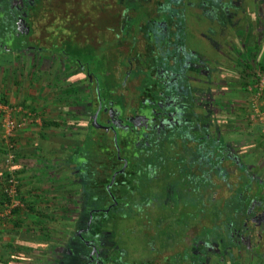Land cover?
<instances>
[{"label": "flooded vegetation", "instance_id": "flooded-vegetation-1", "mask_svg": "<svg viewBox=\"0 0 264 264\" xmlns=\"http://www.w3.org/2000/svg\"><path fill=\"white\" fill-rule=\"evenodd\" d=\"M26 1L0 0V54L51 51L79 112L60 161L78 211L40 263L264 264L263 159L248 163L251 151L226 140L216 164L236 130L222 100L237 102L233 75L251 61L253 31L264 43V0H88L99 6L83 35L52 43L30 33ZM247 176L248 214L216 231L203 204Z\"/></svg>", "mask_w": 264, "mask_h": 264}, {"label": "rangeland", "instance_id": "rangeland-1", "mask_svg": "<svg viewBox=\"0 0 264 264\" xmlns=\"http://www.w3.org/2000/svg\"><path fill=\"white\" fill-rule=\"evenodd\" d=\"M73 23L70 24V26L73 27ZM41 30H39L38 34L39 36L45 41L48 42H57V37H52L51 30H47L49 34L44 30L45 23L40 25ZM50 37L48 38V36ZM83 35V33H79V36ZM12 45V44H11ZM53 50L52 48H50ZM52 52H44V53H36V52H22L21 54H15L16 62L12 67H8L6 69H1L0 74L5 73V80L9 78V76L14 77L13 81H17L14 86L18 87V91H20V87L22 85L28 86L29 89H32V91L37 90V92L43 94V90L45 89H54L53 91L60 95V100L58 103H60L58 107H56L54 110L55 117L61 119V123L63 124L62 128L56 129L52 128L48 132V135L51 136L49 139H47L45 142L46 146H42V142H38L35 138L34 142L31 143L32 146L39 143L41 144V149L39 152L32 153L30 150L27 156H29V159L22 158L25 164H28V170L30 177L27 179V182H24L25 185H38L43 188L44 192H47L50 194L49 196H46L45 198H49L46 201V205L50 208V216L53 217L54 220H60V221H67L70 218H72L78 211L77 207L78 203L76 200L75 193L73 191V188L70 187V185H73V181L69 179L68 180H61L59 179V174L63 171H66L68 169L66 168V165H63L62 162H60L63 158L66 157V155L71 151L72 147V141L71 134L72 133V126H73V118L79 114L78 110L75 107V99L69 94V89H67V83L65 74H61L64 70V65L56 66L54 75L49 78L50 69L49 67L54 64V59L52 58ZM13 56L12 54H0V60L6 59L8 57ZM248 59V58H247ZM250 59V58H249ZM233 62V61H232ZM234 63V62H233ZM261 62H256L251 59L250 66H247L245 72H243L240 76L241 78H237L235 83L236 86H244L243 84L245 82H248V92H250V99H248L245 102H232L230 100H222V104L226 105V109L224 114L231 115L233 121L230 127L226 124L224 125V128L228 129H237L239 131H242V133L246 132L248 136L244 137L240 141L236 142V150L238 152H248L250 150H255L256 148L262 147V144L260 143L261 140H264V125L262 123V120L260 119V116H255V118L252 117V114L254 113L253 110V102H257L258 105L264 109V91L262 94H259V90L255 89V84L260 78V73L264 71V69H261ZM264 64V63H263ZM53 67V66H52ZM51 67V68H52ZM35 74V76H31V74ZM3 80L0 81L2 84ZM235 86V87H236ZM77 97V96H76ZM69 104V105H68ZM232 104V105H231ZM61 108V109H58ZM62 110V111H60ZM37 112V111H36ZM54 112H45V115L52 114ZM38 113V112H37ZM78 113V114H77ZM40 115V114H39ZM41 116V115H40ZM45 117V116H44ZM64 128V129H63ZM37 132V131H36ZM56 134H55V133ZM62 134H65L63 140ZM61 135V136H60ZM41 140H43L42 137H40ZM39 138V139H40ZM68 140L71 144H69ZM18 141V140H17ZM18 144V142H17ZM19 146V144H18ZM64 166V167H63ZM261 167L264 168V159L261 161ZM37 173V174H36ZM5 177V176H4ZM39 177V178H38ZM22 179V178H21ZM71 179L75 180L77 179L76 176L72 177ZM4 181V180H3ZM4 188H5V184ZM212 185V184H210ZM215 185L210 186L211 189L214 190ZM216 187V186H215ZM213 197V194H212ZM214 202L221 201V198L212 199ZM218 200V201H217ZM212 202L211 204H208V207L211 208L207 211H212L215 206V203ZM8 203V202H6ZM6 203L4 205H0V211H3ZM26 209V207H25ZM167 208L165 207L164 211ZM196 210V207H188L189 210ZM203 210V208H202ZM204 211V210H203ZM187 214V209L184 215ZM204 214L209 216L210 215L204 211ZM182 215V216H184ZM213 216V214H212ZM33 217L28 216L24 219L22 225L18 228L17 235L12 234V230H15V226L11 220L6 221V223L0 224V237L8 238V240H12L15 242H23V237L27 238L31 236L32 241H40L45 237V234H41L39 232H35L39 230V224H36L32 222ZM59 224H53V226L50 227V233L51 238L47 239V241L50 243V249L56 247V243L59 240H62L64 238L65 233L63 232V228L60 227ZM47 231V232H48ZM43 235L44 237H42ZM35 237V238H34ZM45 240V239H44ZM145 243V240L137 239L134 243L138 248H142L143 244ZM140 247V248H139ZM31 250V249H30ZM22 258L19 260L21 264H41V259L46 257V254H48L47 250H36L31 252H27L23 249L22 251ZM50 252V251H49ZM144 251L142 250L140 252V255Z\"/></svg>", "mask_w": 264, "mask_h": 264}, {"label": "trees", "instance_id": "trees-1", "mask_svg": "<svg viewBox=\"0 0 264 264\" xmlns=\"http://www.w3.org/2000/svg\"><path fill=\"white\" fill-rule=\"evenodd\" d=\"M91 6L95 7V6H99V4L91 3L88 0H27L24 4V7L26 8V14L29 16V21H30V24L32 25L30 33L38 34L39 30H41L40 25L45 23V27L43 31L47 32L48 29L51 30L52 37H54V39L55 37H57V42H73V40L79 36L80 32L83 33L84 29H87L86 20H88V18L91 16L90 14L91 11L94 12L93 10L94 8H92ZM88 9H90V11H86ZM71 23L74 24L73 27L70 26ZM47 33L49 34V32ZM257 35L258 34L255 31H253V34L251 35L252 36L251 59L256 62H261L262 61L261 58L264 57V50L263 52H261L263 55L262 54L260 55L259 50L262 48V44L260 43L261 40L258 38ZM49 37L50 35L48 36V38ZM12 55L13 56L8 57L4 60H0V66L5 67L6 65L13 64L14 54ZM239 63L241 65H245L246 62L245 60L244 61L239 60ZM261 63H260L261 69H264V64L263 62ZM246 65L251 67V64L248 62L246 63ZM243 85L246 87V89L248 88V82H245ZM233 95L239 98L242 97L241 94L234 93ZM244 97L247 100L250 99V92L248 91L245 92ZM228 120L232 121V118ZM42 124L46 126L51 125V127L53 128L55 127L60 128V129L62 128L61 127L62 123L57 118L55 119L42 118ZM245 134L246 132L242 133V131H239L237 129L234 130L233 132H230L229 134H224V137L221 140V142H219L216 145V164H217V161L221 162L223 156L225 157L227 153L231 150L224 143V141L227 140V141L237 142L238 140L243 139L245 137ZM11 139L14 142L16 141L15 143H17V140L15 137ZM16 148H17L18 154L20 155L21 150L18 144L16 145ZM37 148L40 150L41 144H37ZM5 154H6V151H5ZM246 157H247L246 159L248 163H251L252 165L256 166L257 163L264 158V146L256 148L255 150L251 151L249 154L246 155ZM246 159L243 160L245 163L247 162ZM245 163H244V166H245ZM25 170L26 168H23L18 173V176L20 179L22 178V174L25 172ZM58 176H59V179L61 180L70 179L67 170L62 171ZM248 176L250 179L252 178V175L248 174ZM248 176H247L246 181H243L241 184L238 185L237 190H235L232 196H230L227 200L222 199L221 201L219 200V202H216V205L212 207L213 208L212 211H207L211 208H209L207 204H203L204 211L207 212L210 216H212V214H216V231L218 230L222 233H227L233 223H234V227L241 226L242 216L248 214V208L251 205V201H250L251 191L245 185L247 183V180H249ZM70 187L73 188L74 185H70ZM255 193L257 194V192H254V195ZM18 198L21 200L20 205L13 207L11 212L7 214V216L4 217L2 221H0V224H1V223H6V221L8 220H11L15 226V230H12L11 232L14 235H17L18 232H15V231H18V228L23 223V214H25L24 205L25 206L27 205L26 209H30L33 212L39 211L38 213L40 217L43 218V219L41 218L42 220L45 221L47 217L42 212V209L38 208L39 210H37V207L34 204L32 205L30 204V202L25 201L26 195H21V192H20ZM6 202H11V198L9 197L8 192L5 191L4 189L2 203H6ZM47 224L48 223L41 224V227L39 228V230L35 231L41 234H45V237L41 235L44 238L41 240V242L39 241L38 243L32 244V242H35V241H32L31 238L23 237V242H17L15 244L14 241L8 240V238H4L3 236L0 237V264H21L19 260H21L22 258L23 249L27 252H29L30 249L32 251L35 249L48 250L50 247V243L47 241V239L51 238V233L50 231H48L50 230V228H49V225ZM61 227L63 229H66L67 224H63ZM256 263L257 261L254 264Z\"/></svg>", "mask_w": 264, "mask_h": 264}, {"label": "crops", "instance_id": "crops-1", "mask_svg": "<svg viewBox=\"0 0 264 264\" xmlns=\"http://www.w3.org/2000/svg\"><path fill=\"white\" fill-rule=\"evenodd\" d=\"M260 34H261V32L259 30L258 35H257L259 39L261 38ZM260 43L264 47V43L263 42H260ZM238 45H239V43H238ZM244 46H246V44H244ZM259 53H260V55L262 54L260 51H259ZM8 54L11 55V54H14V53L13 52H8ZM4 59H2V60H4ZM261 59H262L261 62L264 63V57H262ZM241 60L242 61L245 60V62H246V59L242 58ZM15 62H16V57H15V54H14V63L10 64V65H6L5 67L0 66V70L1 69H6L8 67H12L15 64ZM233 62L235 64V66H237V64H239L238 66H239V68H242L241 70H243V68L245 67V65H241L239 63V60H237L236 56H234V61ZM52 66L49 67V69H50V74L48 76L49 78H51L54 75V73H55L56 67L54 65H52ZM233 67H234V65L233 66L229 65V68L233 69ZM235 69H236V67H235ZM3 74H5V73L0 74V81L3 80L2 84L0 83V101H5V102L10 103L12 105H17V106L23 105V106L29 107L32 110L37 111L38 114H40L42 116V118H44V119H55L57 117V116L56 117L54 116L55 115L54 111L57 112V110H54V109L56 107L60 106L59 105L60 103H58V101L60 100V95L58 94V99H57V94L53 91L54 89H45L42 92L43 94H41V93L37 92V90L32 91V89H29L28 86L22 85L20 87V91H18V89H17L18 87L14 86V84H16V82H17V81H13L14 77L9 76V78L7 80H5V75H3ZM31 76L33 77V76H35V74L32 73ZM233 76H234L233 77L234 79L239 78V75L237 73H236V75H233ZM66 82H69V80L67 79ZM231 92L232 93H230V94H231V98L233 100H237V101L241 100V102H245V101H243L244 100L243 98H245L244 97L245 92H243L241 90L240 86H236V89H235L234 93L235 94H241L242 97H240V98L239 97H235V95H233L234 94L233 91H231ZM58 109H61V108H58ZM60 111H62V110H60ZM45 112H54V113L45 115ZM16 115H19V114H16ZM57 119L59 121H61V119H59V118H57ZM62 126H63V124H61V127ZM52 128L53 127H51V125H47L46 126V125L42 124V120H37V121L29 120V121H27L26 124L20 125L19 130L17 132V135L15 136L16 140H18L17 142H18L19 148L21 150L20 157L29 159V156H27V154L29 153L28 152L29 150L32 153L39 152V149L37 148V144H39V143L35 144L34 146L31 145V143L34 142L35 138H36V140L38 142H40V141L42 142V146H46V144H45V142H47L46 140L49 139V137H51L46 132H48ZM55 129H56V133H57V128L55 127ZM64 136H65V134H62V136H61L62 138H60V139L63 140ZM246 136H248L247 133L245 134V137ZM40 137H42L43 140H41ZM1 138H2V125H1V121H0V205L3 206L4 205V203H2L3 202V190H4V185H3L4 181H3V179H4V176H5L6 170H5V167L3 166L4 165L3 162H4V158H5L4 157L5 156V149H4L3 140ZM70 141H72V139ZM70 141L68 140L69 144H71ZM260 143H262V147H263L264 146V140H261ZM250 151H253V150H250ZM239 153H242V151L239 152ZM25 168H26V170L22 174L21 185H20L21 195H26V200L25 201L26 202L27 201L30 202V204H32V205L34 204L37 207V210L42 209V212L47 217H46V219L44 221V220H42L43 218L40 217V215L38 213L39 211L38 212L37 211L33 212L30 209H25L24 210L25 214H23V221L28 216H32L33 217L32 222H34L36 224H39V227H41V224H45V223H48L47 225H49V228L51 226H53L54 223L55 224H59L60 227H61L63 224H65V220H63V221L54 220L53 217L50 216V212H49L50 208L46 205L47 204L46 201L49 198H45V197L49 196L50 194H48L47 192H44V190H43V188H41V186L33 185V184H30V185H25L24 184V182H27V180H23V179L24 178L27 179L31 175V174H29L28 164H27V166ZM65 180H68V179H65ZM69 182L70 181L68 180V183ZM26 206L24 205V208ZM41 220H42V222H41ZM63 230H66V229H63ZM50 231H52V230H50ZM27 238H29V237H27ZM30 238H31V236H30ZM38 242L39 241H35V242H32V244L33 243H38ZM36 250H38V249H35L33 251H36ZM29 252H31V250H29Z\"/></svg>", "mask_w": 264, "mask_h": 264}, {"label": "built area", "instance_id": "built-area-1", "mask_svg": "<svg viewBox=\"0 0 264 264\" xmlns=\"http://www.w3.org/2000/svg\"><path fill=\"white\" fill-rule=\"evenodd\" d=\"M260 78L255 84V89L259 90V94L264 91V71L260 73ZM254 113L252 117L260 116L262 123L264 124V109H262L257 102H253ZM19 114V115H16ZM42 120L36 111L23 105H12L5 101H0V121L2 125V140L4 149L6 151L3 166L5 167V191L8 192L11 202L6 203L5 209L0 211V221L7 216L13 207L20 205L21 200L18 198L20 194L21 179L18 173L27 166L17 152L16 145L11 138L17 135L20 125L26 124L27 121Z\"/></svg>", "mask_w": 264, "mask_h": 264}]
</instances>
